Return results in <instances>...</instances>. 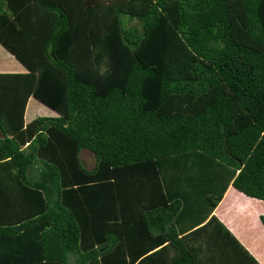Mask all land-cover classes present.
Wrapping results in <instances>:
<instances>
[{
	"label": "trees",
	"instance_id": "obj_1",
	"mask_svg": "<svg viewBox=\"0 0 264 264\" xmlns=\"http://www.w3.org/2000/svg\"><path fill=\"white\" fill-rule=\"evenodd\" d=\"M0 45L25 68L0 73V264H258L224 187L178 225L159 164L264 201V0H0ZM28 97L55 116L23 123Z\"/></svg>",
	"mask_w": 264,
	"mask_h": 264
},
{
	"label": "crops",
	"instance_id": "obj_2",
	"mask_svg": "<svg viewBox=\"0 0 264 264\" xmlns=\"http://www.w3.org/2000/svg\"><path fill=\"white\" fill-rule=\"evenodd\" d=\"M12 71L23 72L25 68L0 45V73ZM27 122L23 119V123ZM84 153L87 158H79L85 168L91 169L93 164L88 167L87 159L92 157L94 163L93 155L89 151ZM159 168L164 189L169 196L182 190L189 194L184 196L188 208L180 212L178 225H190L197 217L196 213H200L204 195L224 187L210 214L229 230L258 264H264V225L259 218L264 216V201L236 190L230 183L231 173L227 166L196 153H187L165 159Z\"/></svg>",
	"mask_w": 264,
	"mask_h": 264
},
{
	"label": "rangeland",
	"instance_id": "obj_3",
	"mask_svg": "<svg viewBox=\"0 0 264 264\" xmlns=\"http://www.w3.org/2000/svg\"><path fill=\"white\" fill-rule=\"evenodd\" d=\"M136 22H137L136 20H131L129 23L130 24H137ZM12 72H14V71H12ZM55 114H56L55 111H53L52 109L41 104L40 102H38L34 98L30 97L26 103L23 119H24V121L27 122V121H29V120L37 117V116H55ZM84 152H87V150L81 149L79 154H78L79 157L82 159H84V157H85V159L87 158L86 154ZM87 160H88V167H91L93 164L92 157H90ZM68 264H73L72 260H70L68 262Z\"/></svg>",
	"mask_w": 264,
	"mask_h": 264
}]
</instances>
